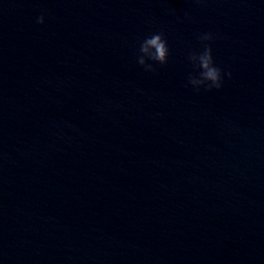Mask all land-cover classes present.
I'll return each mask as SVG.
<instances>
[{"label":"water","instance_id":"obj_1","mask_svg":"<svg viewBox=\"0 0 264 264\" xmlns=\"http://www.w3.org/2000/svg\"><path fill=\"white\" fill-rule=\"evenodd\" d=\"M0 264H264V0H0Z\"/></svg>","mask_w":264,"mask_h":264},{"label":"clouds","instance_id":"obj_2","mask_svg":"<svg viewBox=\"0 0 264 264\" xmlns=\"http://www.w3.org/2000/svg\"><path fill=\"white\" fill-rule=\"evenodd\" d=\"M38 24L45 23V15L37 17ZM215 37L211 32L201 33L198 40L202 47L199 50H189L187 60L194 71L188 74L187 85H190L194 92L199 93L201 89L211 92L223 87L225 76L229 79L232 76L230 71H225L218 66L214 57L212 44ZM170 55L168 40L162 32H153L145 36L139 44L137 62L145 71H155L154 63L167 64ZM151 61V62H150Z\"/></svg>","mask_w":264,"mask_h":264}]
</instances>
